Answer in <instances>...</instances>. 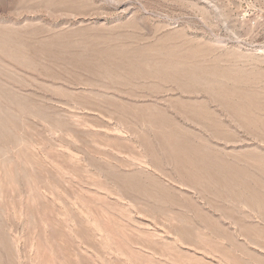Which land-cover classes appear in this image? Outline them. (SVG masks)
I'll list each match as a JSON object with an SVG mask.
<instances>
[{"label":"rangeland","instance_id":"374dc122","mask_svg":"<svg viewBox=\"0 0 264 264\" xmlns=\"http://www.w3.org/2000/svg\"><path fill=\"white\" fill-rule=\"evenodd\" d=\"M0 264H264V0H0Z\"/></svg>","mask_w":264,"mask_h":264},{"label":"bare ground","instance_id":"6f19581e","mask_svg":"<svg viewBox=\"0 0 264 264\" xmlns=\"http://www.w3.org/2000/svg\"><path fill=\"white\" fill-rule=\"evenodd\" d=\"M263 50V49H262ZM261 51V50H260ZM260 53V52H259ZM263 53V52H262Z\"/></svg>","mask_w":264,"mask_h":264}]
</instances>
